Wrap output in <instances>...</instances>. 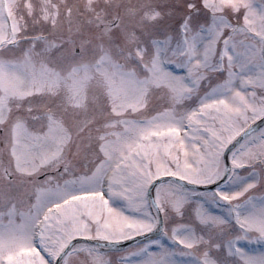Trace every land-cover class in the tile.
<instances>
[{
  "label": "snow or ice",
  "instance_id": "6c2138e0",
  "mask_svg": "<svg viewBox=\"0 0 264 264\" xmlns=\"http://www.w3.org/2000/svg\"><path fill=\"white\" fill-rule=\"evenodd\" d=\"M201 3L208 11L206 20L194 23L190 13L178 25L175 38L170 34L164 40L153 39L158 50L151 63L141 65L144 79L124 74L123 83L135 88L136 95L120 90L110 94L109 118L97 126L95 136L104 160L91 174L70 175L72 166L64 160L72 138L66 120L69 108L85 111L76 127L86 126L91 122L87 100H81L73 89L62 91L59 74L46 60L39 66L33 63L34 45L20 58L0 61V129L6 148L22 161L28 175L49 169L64 177L56 181L45 176L36 185V202L19 213V222L14 219L15 203L9 205V226L0 228V264H71L70 258L81 253L87 264H111L101 248L156 229L159 220L151 209L163 214L169 210L163 193L185 202L200 197L197 203L202 206L217 201L230 205L229 217L240 232L226 242V254L235 257L236 264H264V251L252 254L239 244L241 240L264 244V189L255 191L264 183V170L252 166L256 162L264 165V127H257V122L264 125V95L257 98L256 93L257 88L264 90V0L258 8L253 0ZM189 7L200 12L195 4ZM9 65L14 69L11 72ZM161 81L174 93L169 108L144 125L111 118L145 107L152 84ZM193 95L197 100L192 107H175ZM241 120L252 123L238 131ZM117 125L135 131L137 139L121 143L120 133L114 131ZM101 127L105 131H99ZM159 128L165 130L167 139L153 141V135L161 136L158 130L144 135ZM177 144L179 150L173 151ZM168 159L176 165L171 171ZM17 166L23 170L20 163ZM243 169L251 170L241 175ZM222 181L238 187L231 191L213 187ZM191 184L212 190L196 192L186 187ZM152 188L155 194L149 201ZM114 199L123 205L113 206ZM244 205L252 210L242 217L239 209ZM175 211L182 215L180 209ZM4 214L0 212V217ZM162 232L176 245L190 249L175 226L165 225ZM131 247L135 250L115 249L123 253L116 257L117 264H177L176 249L158 240Z\"/></svg>",
  "mask_w": 264,
  "mask_h": 264
},
{
  "label": "rangeland",
  "instance_id": "374dc122",
  "mask_svg": "<svg viewBox=\"0 0 264 264\" xmlns=\"http://www.w3.org/2000/svg\"><path fill=\"white\" fill-rule=\"evenodd\" d=\"M200 3L201 0H56V3L54 0H0V61L12 60L15 57L20 58L25 49L34 45L33 63L39 66L46 60L50 66H54V70L59 74L58 84L61 90L73 89L78 93L81 100L86 99L88 102L87 115L91 122L86 126L79 125V127H83V131L76 127L85 118L83 109L69 108L66 117L67 124L72 128L71 142L64 151V160L72 166L70 175L91 174L97 165L104 160V156L97 147L99 141L95 138L97 126L109 118L110 94H115L116 90H120L122 94L136 95L135 88L123 83L124 74H132L137 79H144L145 74L141 65L151 63L155 52L158 50L154 48L152 42L149 45L147 41H153L154 38L164 40L170 34L175 38L178 35V25L190 13L194 23L200 19L206 20L208 11L203 7V4L199 7V13L189 7L190 4L198 6ZM253 3L258 8L260 0H253ZM105 18L108 20L117 18L118 21L116 28V25L112 27L107 24L102 25L101 33L106 30V34H109L106 38L116 39L118 33L125 35L120 44H117L116 41L107 40L115 50L114 59L106 54L100 57L103 53L100 52L102 48L100 42L102 41L94 40V37L99 36L95 32L94 24L96 21ZM53 21L67 24L68 30L74 32V35L65 41L61 47L55 43L66 40L67 37L65 36L68 31L62 25H55ZM129 24L132 25L131 41L126 39L127 34L125 33ZM152 24L153 29L151 28ZM79 26H82V32L77 34L75 31ZM84 34L88 35V38H83L82 35ZM119 40L120 38L117 42ZM76 45L80 46L79 59L68 56V50L70 49L71 53ZM128 47L130 49L126 50ZM45 48L50 49V51L42 52L41 50ZM54 49L56 50L54 51ZM132 55L133 57L139 55L142 59L132 60ZM67 58H69L68 61ZM169 67L173 71H177L173 65H169ZM8 70L13 71V66L9 65ZM65 72L69 75L62 78L60 73L64 74ZM203 90L204 85L202 84L201 91ZM256 93L258 98L264 95V90L257 88ZM147 96L145 107L138 111L128 109L119 115L111 116V118L136 120L140 125H144L148 118L169 108L174 93L168 88L166 81H161L160 85L152 84V90L147 93ZM39 99L41 98H36V100ZM196 100L197 96L193 95L190 100H185L183 104H176L175 107L177 109L192 107ZM21 111L23 112V109ZM164 119L165 117H160V120ZM247 123H252V121L249 120ZM247 123L241 120L238 131L247 127ZM157 130L161 136L153 135L151 137L153 141L161 138L167 139V133L163 128L149 129L144 135ZM99 131H105V129L101 127ZM114 131L120 133L121 143L137 139L135 131H124L121 125H117ZM181 135H183V131H181ZM111 139L116 140V137L113 136ZM109 147L111 146L109 145ZM2 148L5 150L4 158L1 155ZM178 150L179 145L177 144L173 151ZM161 155L163 156V151ZM164 158L167 159V157ZM183 158L184 154L181 153V159L183 160ZM4 159L9 164L0 169V212L5 213L0 217V221H2L0 228L9 226L10 217L7 214V209L12 203H15L16 207L15 221L21 220L19 213L21 211L27 212L30 206L36 202L38 195L36 185L42 182L45 176H53L56 181L64 178L56 171L49 169H42L41 173L36 175H28V169L23 168L22 161L6 148L4 133L0 129V165ZM167 162L170 165L169 171L176 167L172 160L168 159ZM18 163L21 164L23 170L18 168ZM252 166L264 170V165L259 162ZM250 170H241V175ZM106 171L111 174L110 169H106ZM155 171L156 169L153 168V172ZM106 180L107 175H105ZM87 186L94 187L95 185ZM217 187L224 191H231L235 190L238 185L222 182ZM152 189L155 194L154 188ZM261 189H264V183L255 191L258 193ZM72 190L76 191L77 189L74 187ZM194 191L207 192L211 190ZM162 199L169 209L165 214L162 213L163 226L166 225L169 229L173 226L178 228L185 243L191 246L190 249H185L176 245L163 235L162 231L156 237L167 247L176 249L177 254L174 255V259L177 264H201V262L203 264H236V258L228 256L225 252L226 242L240 232L234 220L229 217L230 205L223 201H217L216 205L209 203L202 206L197 203L200 197L193 198L191 202H185L176 197H170L167 193L162 194ZM241 199L243 200L244 197ZM149 201L151 200L149 199ZM112 203L116 207L123 205L119 199H114ZM257 206H259V201ZM175 209H180L182 215H177ZM251 210L247 205L239 209L242 217ZM125 211L127 210L125 209ZM151 211L156 217L160 215V212L158 213L154 207ZM160 227L161 225L152 232ZM243 241L245 244L248 243V240ZM120 243L122 245L119 249L126 248L129 251L135 250L131 246L141 244L135 243L125 246V241ZM216 244H220L221 247L217 249ZM156 246L155 244L152 245L153 248ZM240 246L252 254L264 251V246L258 245L256 248H250L243 244ZM189 250L192 253L190 255L179 254ZM101 251L107 252L111 258V264H117L116 257L123 255L122 252L115 249H101ZM70 261L71 264H87V257L81 253L72 256Z\"/></svg>",
  "mask_w": 264,
  "mask_h": 264
},
{
  "label": "water",
  "instance_id": "95a60500",
  "mask_svg": "<svg viewBox=\"0 0 264 264\" xmlns=\"http://www.w3.org/2000/svg\"><path fill=\"white\" fill-rule=\"evenodd\" d=\"M259 125H260V124H259ZM214 186H215V185H214ZM145 237H147V236H145ZM145 237L142 238L141 236H139V237H136V238H134V239H132V240H130V241H127V243L132 242V241H134V240H135V241H136V240H141V238L144 239Z\"/></svg>",
  "mask_w": 264,
  "mask_h": 264
}]
</instances>
